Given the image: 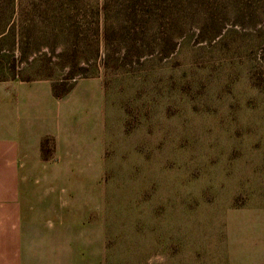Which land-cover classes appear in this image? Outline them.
Instances as JSON below:
<instances>
[{
	"label": "rangeland",
	"instance_id": "obj_1",
	"mask_svg": "<svg viewBox=\"0 0 264 264\" xmlns=\"http://www.w3.org/2000/svg\"><path fill=\"white\" fill-rule=\"evenodd\" d=\"M16 1L1 23L14 30L0 42V87L49 79L61 91L100 79L109 127L99 169L17 180L13 232L25 239L0 227V264H264V0H173L175 52L125 66L119 53L131 44L119 35L99 58L91 52V7L102 0H79L83 25L69 32L61 26L72 15ZM73 64L86 76L63 81ZM3 120L0 100V132ZM60 201L74 204L75 226L44 205ZM4 216L1 203L0 226Z\"/></svg>",
	"mask_w": 264,
	"mask_h": 264
},
{
	"label": "crops",
	"instance_id": "obj_2",
	"mask_svg": "<svg viewBox=\"0 0 264 264\" xmlns=\"http://www.w3.org/2000/svg\"><path fill=\"white\" fill-rule=\"evenodd\" d=\"M0 100L4 114L0 132V185L4 192L0 204L5 215L0 227L6 237L19 240L25 236L13 232V227L22 221L17 214L23 207L17 180L41 171L43 174V170L48 177L61 180L83 163L97 162L99 169L109 127L108 104L97 78L78 81L61 98L54 96L53 82L49 79H10L0 87ZM43 139H49L50 154L46 158L41 151ZM72 190L75 189L68 192L70 198L75 192ZM61 191H53L54 196L60 197ZM91 197L95 200L97 195ZM44 205L66 221L68 227L76 225L69 209L74 204L60 201Z\"/></svg>",
	"mask_w": 264,
	"mask_h": 264
},
{
	"label": "trees",
	"instance_id": "obj_3",
	"mask_svg": "<svg viewBox=\"0 0 264 264\" xmlns=\"http://www.w3.org/2000/svg\"><path fill=\"white\" fill-rule=\"evenodd\" d=\"M41 2L49 13V8H51L57 15H72L74 24H69L67 27L62 25L63 32L82 28L83 24L80 22L82 17L80 18L79 14L81 10L77 7L79 0H41ZM17 3L16 0H0V42L8 35L10 29L14 30L12 21V23H1L18 13ZM11 4L14 7L9 10ZM30 4L28 3V6ZM57 5L58 8H55ZM32 7L35 10L38 6L33 4ZM91 9L94 10V16H91L92 25L89 31L93 35L90 47L94 59L99 58L101 49L108 46L110 35H119L122 42L131 44V51L122 50L123 52L119 53V62L123 63L122 66L131 64L133 61L139 64L142 59L152 56L163 61L176 50L179 39L174 38L173 34L180 29V24L173 0H102L100 6L96 8L92 6ZM7 14L11 16L6 17ZM110 20L119 22V24L115 27L116 23L111 24ZM25 22H27V28L32 26V20L26 19ZM79 35L76 34L74 38L75 53L78 52L80 46ZM76 66L73 64V69H68L67 78L63 81H72L75 78L86 76L88 70L76 69L74 68ZM87 66L90 67L89 64ZM69 89V87H64L63 90L58 91L53 83V93L57 98H61ZM41 151L45 158L50 154L49 139H43Z\"/></svg>",
	"mask_w": 264,
	"mask_h": 264
}]
</instances>
